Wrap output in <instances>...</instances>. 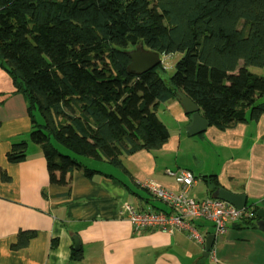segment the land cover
Masks as SVG:
<instances>
[{
	"label": "trees",
	"instance_id": "trees-1",
	"mask_svg": "<svg viewBox=\"0 0 264 264\" xmlns=\"http://www.w3.org/2000/svg\"><path fill=\"white\" fill-rule=\"evenodd\" d=\"M138 45L181 55L167 82L161 62L128 70ZM0 67L24 98L49 183L65 185L75 169L101 173L80 158L126 172L121 156L167 142L156 111L179 92L219 130L264 114V81L249 71L264 68V0H0ZM26 151L15 144L6 161L22 162ZM32 236L20 232L13 247Z\"/></svg>",
	"mask_w": 264,
	"mask_h": 264
},
{
	"label": "crops",
	"instance_id": "crops-1",
	"mask_svg": "<svg viewBox=\"0 0 264 264\" xmlns=\"http://www.w3.org/2000/svg\"><path fill=\"white\" fill-rule=\"evenodd\" d=\"M249 71L264 81V68ZM180 94L161 103L156 111L168 132V140L160 149L121 156L126 172L101 162L122 177L105 171L85 177L75 169L67 175L65 185H55L49 183L40 148L29 141L31 125L24 98L0 67V264H264V219L256 216L246 215L231 224L225 235L214 237L204 256L205 241L201 245L185 231H136L118 215L124 206L138 211H168L140 185L155 181L178 190L166 176L167 170L192 173L194 182L188 195L194 200L240 195L247 210H264V114L257 121L224 130L207 126L199 136L185 132L190 138H184L183 157L179 159L180 132L191 123V116L179 103ZM166 103L168 110L163 111L178 130L172 136L158 115ZM22 142L27 143L26 159L8 163L5 155ZM169 153H173V160L164 162V155ZM2 172L6 180L1 179ZM193 226L205 237L213 235L208 221H194ZM20 232L33 236L26 247L15 249ZM75 238L79 240L80 260L71 258Z\"/></svg>",
	"mask_w": 264,
	"mask_h": 264
},
{
	"label": "built area",
	"instance_id": "built-area-1",
	"mask_svg": "<svg viewBox=\"0 0 264 264\" xmlns=\"http://www.w3.org/2000/svg\"><path fill=\"white\" fill-rule=\"evenodd\" d=\"M165 174L172 178L178 190H169L155 181H144L140 185L151 197L165 205L168 211H138L124 206L119 212V217H125L136 231L145 228L168 234L185 231L191 240L204 245L205 235L193 226L194 221L210 222L214 237H221L231 224L242 217H253L252 210L238 208L218 197H207L200 201L190 198L188 190L194 182L190 171L167 170Z\"/></svg>",
	"mask_w": 264,
	"mask_h": 264
},
{
	"label": "water",
	"instance_id": "water-1",
	"mask_svg": "<svg viewBox=\"0 0 264 264\" xmlns=\"http://www.w3.org/2000/svg\"><path fill=\"white\" fill-rule=\"evenodd\" d=\"M130 57V63L128 70L136 74H142L155 68L161 61L158 54L145 51L142 49V45L136 50L128 52ZM179 103L186 115L191 116V123L185 128V132L190 136L201 134L205 131L208 126L207 121L200 115L199 108L189 98L180 94ZM223 199L238 208H245V199L240 195L224 194ZM253 216L259 219H264V210L258 209ZM262 230L264 231V223L262 224ZM214 235L209 234L205 237V250L203 255L207 256L211 249ZM79 240L74 239V250L79 248Z\"/></svg>",
	"mask_w": 264,
	"mask_h": 264
},
{
	"label": "rangeland",
	"instance_id": "rangeland-1",
	"mask_svg": "<svg viewBox=\"0 0 264 264\" xmlns=\"http://www.w3.org/2000/svg\"><path fill=\"white\" fill-rule=\"evenodd\" d=\"M140 45L136 46L135 48H133L132 50H136L139 48ZM142 49L144 50L143 46ZM131 51V50H129ZM181 55L179 53H174V54H169V55H161L160 56V61L162 63V67L165 69L163 72L158 71L160 77L167 82L168 78L173 74L174 72V64L180 59ZM163 110H168V105L167 103L162 105L160 107V110L158 111V115L159 117L162 119V121H164V123L166 124V126L169 128V131L171 132V136L174 135V133H178L176 124H174L172 122V120L169 118L168 113L164 112ZM162 111V112H161ZM182 136L181 138V143L179 146V153H178V158L181 159L183 157V150H184V138H190L188 137V135L185 133L184 130H182L180 132ZM202 134V133H201ZM199 134V135H201ZM197 135V136H199ZM61 152L65 153V149L61 148ZM157 156V154H156ZM75 157V156H73ZM79 162L81 164H83V166H87L89 169H93V170H100V171H105V172H109L112 173L114 176L116 177H122L121 174H119V171H115L114 169H111L109 167H107L106 165L102 164L101 162L98 161H94V160H86V159H78ZM164 162H169L170 160H173V153H169V155H164ZM218 257V256H217Z\"/></svg>",
	"mask_w": 264,
	"mask_h": 264
},
{
	"label": "flooded vegetation",
	"instance_id": "flooded-vegetation-1",
	"mask_svg": "<svg viewBox=\"0 0 264 264\" xmlns=\"http://www.w3.org/2000/svg\"><path fill=\"white\" fill-rule=\"evenodd\" d=\"M253 218V217H252Z\"/></svg>",
	"mask_w": 264,
	"mask_h": 264
}]
</instances>
